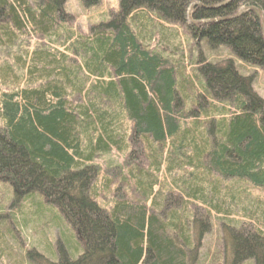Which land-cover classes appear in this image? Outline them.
<instances>
[{
	"label": "trees",
	"instance_id": "1",
	"mask_svg": "<svg viewBox=\"0 0 264 264\" xmlns=\"http://www.w3.org/2000/svg\"><path fill=\"white\" fill-rule=\"evenodd\" d=\"M118 1L85 33L67 0H0V185L60 230L16 258L0 198V264H197L215 223L223 260L264 264V100L152 19L264 73V0Z\"/></svg>",
	"mask_w": 264,
	"mask_h": 264
},
{
	"label": "rangeland",
	"instance_id": "2",
	"mask_svg": "<svg viewBox=\"0 0 264 264\" xmlns=\"http://www.w3.org/2000/svg\"><path fill=\"white\" fill-rule=\"evenodd\" d=\"M118 9V0H101V3L98 6L90 9H84L80 0H67L65 4V11L76 16V28L85 33H88L92 26L106 22L109 19L110 14L116 13ZM152 19L154 24L161 25L168 30L164 33L165 36H168L174 44L178 43V52L180 50L181 52H177V54L185 64L198 61L199 56H202L207 62L211 63L230 59L233 61L236 70L241 75L252 77L253 90L264 100V73L261 69L243 64L226 48L212 50L204 42H201L199 45L194 44L190 37H186L178 27L166 25V22L162 21L158 15H152ZM156 43L157 40L154 39L151 46H154ZM172 59L179 60V57L174 56L171 57V60ZM192 66L194 67V64H192ZM187 73H190L189 69L187 70ZM259 195L264 197V188H262ZM0 198H4L2 202L7 206L5 211V213L7 212L5 221H9L7 227L8 229L13 230L14 234L13 240L6 238L8 247L14 256L17 255L23 261H26L25 258L27 257L25 252L28 253L34 250L48 260L52 259V256H49V249L51 251L58 249L57 242L59 241V238L57 235H59L60 230L54 228L52 224L49 223L47 224V227L43 225L46 220H55L54 214L49 211L50 205L38 194L26 197L21 200V202L16 203L14 202L10 187L2 184L0 185ZM12 212L13 215L10 216L9 213ZM44 213L48 214V216L43 217L42 215H44ZM13 216L17 221L16 223L11 220ZM39 216L45 220L44 223L40 221ZM28 220H30L29 222L31 224L26 227L24 225H26ZM212 225L209 233L205 235L201 241L197 264H231L230 258L227 257V259L224 258V260L222 258L223 253L220 244L223 233L220 232L216 223L215 225ZM60 240H62V238H60ZM62 242L64 243V240H62ZM57 261L58 258L56 262ZM244 264L253 263L252 261H248Z\"/></svg>",
	"mask_w": 264,
	"mask_h": 264
},
{
	"label": "water",
	"instance_id": "3",
	"mask_svg": "<svg viewBox=\"0 0 264 264\" xmlns=\"http://www.w3.org/2000/svg\"><path fill=\"white\" fill-rule=\"evenodd\" d=\"M191 9H192V8H191ZM191 9H190V10H191ZM190 10H189V12H188V17L190 16ZM243 11H244V10H241L240 13L243 12Z\"/></svg>",
	"mask_w": 264,
	"mask_h": 264
}]
</instances>
